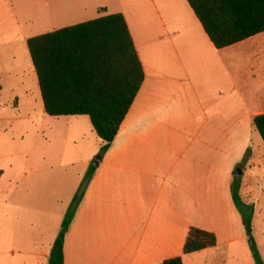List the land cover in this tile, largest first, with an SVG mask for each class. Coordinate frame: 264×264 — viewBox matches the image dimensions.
Here are the masks:
<instances>
[{
	"label": "crops",
	"instance_id": "1",
	"mask_svg": "<svg viewBox=\"0 0 264 264\" xmlns=\"http://www.w3.org/2000/svg\"><path fill=\"white\" fill-rule=\"evenodd\" d=\"M117 13L145 79L99 160L102 142L85 117L93 146L83 168L97 164L65 237V264H187L220 247L254 264L230 187L249 152L239 195L254 206V230L264 205V145L253 127L264 114V33L216 50L186 0H38L34 24L45 34ZM34 99L43 108L39 87ZM56 200L29 250L10 252L15 264H48L69 206ZM190 228L214 234L216 245L183 255Z\"/></svg>",
	"mask_w": 264,
	"mask_h": 264
},
{
	"label": "trees",
	"instance_id": "2",
	"mask_svg": "<svg viewBox=\"0 0 264 264\" xmlns=\"http://www.w3.org/2000/svg\"><path fill=\"white\" fill-rule=\"evenodd\" d=\"M216 50L264 33V0H186ZM36 74L43 111L49 117H87L101 140L102 157L117 136L139 93L145 74L122 14H111L31 37L26 42ZM264 145V114L253 118ZM96 166L84 175L61 222L48 264H65V237ZM233 177L230 191L241 218L254 264H264L253 234V204L240 195ZM214 234L190 228L183 255L216 245ZM163 264H183L181 257Z\"/></svg>",
	"mask_w": 264,
	"mask_h": 264
},
{
	"label": "rangeland",
	"instance_id": "3",
	"mask_svg": "<svg viewBox=\"0 0 264 264\" xmlns=\"http://www.w3.org/2000/svg\"><path fill=\"white\" fill-rule=\"evenodd\" d=\"M37 3L0 0V264H15L19 255L10 252L29 250L43 228L42 213L55 211L54 199L70 204L69 187L78 176L79 185L84 179V156L93 146L85 117H49L34 101L38 86L23 38L48 30L34 24ZM248 154L238 166L242 171ZM263 215L261 204L253 232L264 260ZM228 256L220 247L213 257H194L187 264H246L240 250Z\"/></svg>",
	"mask_w": 264,
	"mask_h": 264
},
{
	"label": "water",
	"instance_id": "4",
	"mask_svg": "<svg viewBox=\"0 0 264 264\" xmlns=\"http://www.w3.org/2000/svg\"><path fill=\"white\" fill-rule=\"evenodd\" d=\"M96 160H99V157L96 158ZM96 160H95V162H93V165H96V164H97V163H96ZM233 175H234V176H237V177L241 176V175H242V171H241V169H240V168H237V169L233 172Z\"/></svg>",
	"mask_w": 264,
	"mask_h": 264
}]
</instances>
